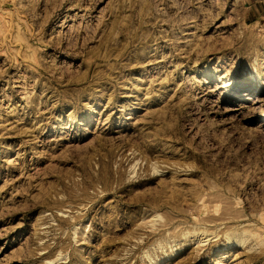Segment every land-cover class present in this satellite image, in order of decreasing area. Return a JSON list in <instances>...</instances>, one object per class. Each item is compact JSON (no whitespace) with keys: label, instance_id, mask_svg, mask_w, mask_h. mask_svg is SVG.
Here are the masks:
<instances>
[{"label":"rangeland","instance_id":"rangeland-1","mask_svg":"<svg viewBox=\"0 0 264 264\" xmlns=\"http://www.w3.org/2000/svg\"><path fill=\"white\" fill-rule=\"evenodd\" d=\"M210 1L0 0V264H264V27Z\"/></svg>","mask_w":264,"mask_h":264},{"label":"crops","instance_id":"crops-1","mask_svg":"<svg viewBox=\"0 0 264 264\" xmlns=\"http://www.w3.org/2000/svg\"><path fill=\"white\" fill-rule=\"evenodd\" d=\"M247 19L264 27V0H241Z\"/></svg>","mask_w":264,"mask_h":264},{"label":"bare ground","instance_id":"bare-ground-1","mask_svg":"<svg viewBox=\"0 0 264 264\" xmlns=\"http://www.w3.org/2000/svg\"><path fill=\"white\" fill-rule=\"evenodd\" d=\"M219 3H218V1L217 0H211L210 2H209V5H211V6H216V5H218ZM255 83L257 82V80H255L254 81ZM260 86H262L263 85V83H261V84H259ZM249 87H257L256 85H250ZM154 169V168H153ZM154 172V171H153ZM155 173H157V170H156V172ZM199 231V230H198ZM202 232H204V231H202ZM236 232H238V231H236ZM195 232L193 231V234H194ZM206 233V232H205ZM233 233V232H232ZM248 232H246V231H242L241 233L240 232H238V234L236 235V233H233L231 236H233V238L236 240L235 242L236 243H239V244H245V242H246V240H247V238H249V235L247 234ZM207 234V233H206ZM190 235V232H185V233H183V237L184 238H187V236H189ZM227 236H230L229 235V233H228V235ZM252 237H254V235L252 236ZM141 239V238H140ZM250 239V238H249ZM199 245V244H198ZM52 262V261H51Z\"/></svg>","mask_w":264,"mask_h":264}]
</instances>
